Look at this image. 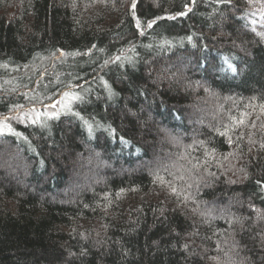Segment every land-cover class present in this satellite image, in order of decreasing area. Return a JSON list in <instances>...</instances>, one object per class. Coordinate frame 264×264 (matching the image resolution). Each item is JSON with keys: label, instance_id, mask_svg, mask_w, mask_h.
I'll return each mask as SVG.
<instances>
[{"label": "trees", "instance_id": "16d2710c", "mask_svg": "<svg viewBox=\"0 0 264 264\" xmlns=\"http://www.w3.org/2000/svg\"><path fill=\"white\" fill-rule=\"evenodd\" d=\"M132 5L0 0V115L76 97L6 119L0 264H264L260 20Z\"/></svg>", "mask_w": 264, "mask_h": 264}, {"label": "rangeland", "instance_id": "374dc122", "mask_svg": "<svg viewBox=\"0 0 264 264\" xmlns=\"http://www.w3.org/2000/svg\"><path fill=\"white\" fill-rule=\"evenodd\" d=\"M250 4V10L252 11V15L256 16L257 19L260 20V24L262 25V41L264 43V0H249ZM256 14V15H255ZM74 97V96H73ZM67 100L65 96H62L58 99L57 102L51 103L50 105H32V106H25L24 108H17L15 110L9 111L6 114L0 115V122L3 124H7L6 119H9L10 117L12 121H19L22 123H25L26 121H32V119H29L28 117L35 118L37 114L39 115V119L41 117H47L51 116L53 113H56L58 110H65L67 107H65V103H67V106L73 101ZM44 113H47L48 115H44ZM8 125V124H7ZM7 129H4L3 133H7Z\"/></svg>", "mask_w": 264, "mask_h": 264}, {"label": "snow or ice", "instance_id": "6c2138e0", "mask_svg": "<svg viewBox=\"0 0 264 264\" xmlns=\"http://www.w3.org/2000/svg\"><path fill=\"white\" fill-rule=\"evenodd\" d=\"M132 6H133V8H135V0H133ZM181 15H183V13H181ZM170 18H174V17H170ZM152 23H155V21L150 22L148 26L151 27ZM137 25L139 26V21H137ZM64 95L67 98V100H69V101L72 99H76V97L71 96L69 93H65ZM65 107H67V103H65ZM39 115L40 114H37V116L35 118H32V117H28V118L32 119L33 122H35L36 120L39 119ZM44 115H48V114L44 113ZM56 115H57L56 113H53L52 117H55ZM5 119H7V118H5ZM4 129H7L8 132H13L12 128L9 125L3 124L2 122H0V134H3ZM14 134L17 136L20 135V133H14Z\"/></svg>", "mask_w": 264, "mask_h": 264}]
</instances>
